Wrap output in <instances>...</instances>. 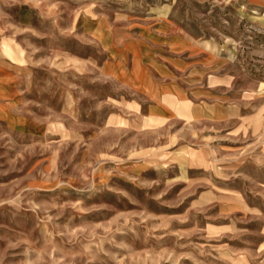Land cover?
Segmentation results:
<instances>
[{
  "label": "rangeland",
  "instance_id": "rangeland-1",
  "mask_svg": "<svg viewBox=\"0 0 264 264\" xmlns=\"http://www.w3.org/2000/svg\"><path fill=\"white\" fill-rule=\"evenodd\" d=\"M0 58V264H264V0H0Z\"/></svg>",
  "mask_w": 264,
  "mask_h": 264
},
{
  "label": "crops",
  "instance_id": "crops-1",
  "mask_svg": "<svg viewBox=\"0 0 264 264\" xmlns=\"http://www.w3.org/2000/svg\"><path fill=\"white\" fill-rule=\"evenodd\" d=\"M28 11L29 10L26 11L25 9L23 12H21L24 17L23 19H25L26 13ZM105 41L108 42V40ZM112 42L113 41L110 42V47H108V49H116L114 47L115 43L113 44ZM169 46L176 47L175 44H170ZM117 47L121 48L123 46ZM128 54L131 58L130 70H133V51L130 49ZM111 65L115 66V63H112ZM146 65L147 68H144V66L142 67L145 71L147 84L142 85V87H140L138 82L119 79L114 72H111V69L109 70V73L114 79H116V81L124 84L126 87L149 99L153 103L151 106V111L155 115H165L170 110H172L171 104L173 105L179 103L181 100L183 101L186 91H184L181 84L177 83L175 79L170 78L171 75H174L176 70V67L173 63L165 64L162 71L159 70V68H155L152 64L148 63ZM151 70L156 72L155 75L153 74L155 76L154 79L149 75V73L152 72ZM164 77H166L167 80H164V82L161 84L160 81ZM22 96L23 87L19 72L8 62L0 58V122L5 123L9 127L23 130L19 124L21 123L22 116L17 113L15 107ZM10 119L12 121H16V119L20 120L14 124V122H11Z\"/></svg>",
  "mask_w": 264,
  "mask_h": 264
}]
</instances>
